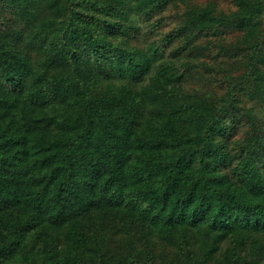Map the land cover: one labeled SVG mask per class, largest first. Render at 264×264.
Returning <instances> with one entry per match:
<instances>
[{
    "label": "trees",
    "instance_id": "trees-1",
    "mask_svg": "<svg viewBox=\"0 0 264 264\" xmlns=\"http://www.w3.org/2000/svg\"><path fill=\"white\" fill-rule=\"evenodd\" d=\"M0 3V264H264V0Z\"/></svg>",
    "mask_w": 264,
    "mask_h": 264
},
{
    "label": "rangeland",
    "instance_id": "rangeland-1",
    "mask_svg": "<svg viewBox=\"0 0 264 264\" xmlns=\"http://www.w3.org/2000/svg\"><path fill=\"white\" fill-rule=\"evenodd\" d=\"M117 1H118V3L121 2V0H117ZM123 1L126 2L127 0H123ZM219 2L222 6H225V7H229V6L233 5V0H219ZM121 6L124 7V4L121 3ZM118 7L122 8L120 6H118ZM0 8H1V3H0ZM172 8L169 9V11H173ZM125 10H126L125 16L128 17V19L135 24V28L130 29L128 35H130V37L133 41L139 42L141 44H149L154 38L160 37L164 30L170 29L175 23L178 22L176 17H174V18L170 17L169 20H166L162 24H159L158 26L154 27L152 25L153 24L152 18H141L135 12V10L131 11V12L128 11L127 9H125ZM7 14H8L7 17H9V15L12 16V12L9 10H8ZM263 26H264V17H263ZM229 32H231L230 34H228L230 36L229 38H231V36L235 34V31H229ZM28 44H29V46L25 45V47L27 49H32V47L37 48L36 46H34V43H32V42H30ZM32 51L35 52L36 50L32 49ZM242 69L243 68H241L240 71ZM261 116L263 117V114ZM241 127L243 130L246 128L244 125ZM243 130H241V131H243Z\"/></svg>",
    "mask_w": 264,
    "mask_h": 264
}]
</instances>
